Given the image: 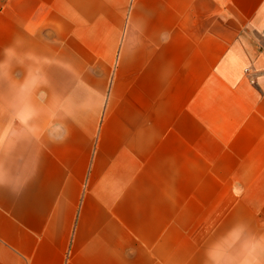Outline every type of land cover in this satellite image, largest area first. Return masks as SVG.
Listing matches in <instances>:
<instances>
[{
	"label": "crops",
	"instance_id": "0c3cea01",
	"mask_svg": "<svg viewBox=\"0 0 264 264\" xmlns=\"http://www.w3.org/2000/svg\"><path fill=\"white\" fill-rule=\"evenodd\" d=\"M0 264H264V0H0Z\"/></svg>",
	"mask_w": 264,
	"mask_h": 264
}]
</instances>
